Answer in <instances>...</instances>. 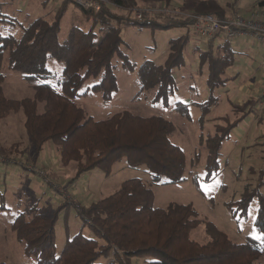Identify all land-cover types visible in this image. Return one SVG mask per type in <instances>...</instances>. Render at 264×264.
<instances>
[{
	"label": "trees",
	"instance_id": "1",
	"mask_svg": "<svg viewBox=\"0 0 264 264\" xmlns=\"http://www.w3.org/2000/svg\"><path fill=\"white\" fill-rule=\"evenodd\" d=\"M171 2L165 0L162 10ZM5 5L0 1V121L22 112L35 154L38 156L45 144L52 142L60 163L74 167L75 179L96 168L109 175L115 164L126 160L131 168L145 165L156 184L187 180L186 156L172 140L176 126L169 118L125 110L96 120L75 101L91 93L111 101L119 87L114 59L123 58L119 66L137 72L138 95L149 91L154 94L153 102L168 106L176 89L174 71L185 64L190 33L169 41L163 64L145 62L139 66L122 52V26L188 28L194 25L192 17L167 13L148 16L143 12V19L138 20L134 17L138 0H102L99 10L85 9L76 0H63L53 16L28 15L25 24L5 12ZM259 5L264 7V1ZM70 6L79 10L82 19L71 24L61 40L62 22ZM194 12L227 15L216 0L198 2ZM234 41L218 34L206 41L207 48L196 47L200 64L207 67L205 83L210 94L203 103L194 104L201 109L199 122L214 111L211 105L217 87L236 77V73L228 74L241 54L233 47ZM51 59L64 65L60 75L49 69ZM5 69L33 81L34 95L9 98L4 91ZM90 79L97 82L85 88ZM177 104L181 107L176 109L181 108L184 116L189 114V102L179 100ZM236 108L242 114L232 123L219 125L214 134L200 136V145L207 151L208 174L217 170L224 143L246 116V111ZM11 159L2 163L16 161ZM263 186L264 167L258 189L245 191L240 200L227 205L237 218L239 214L247 216L253 200H258L254 220L257 237H264V194L259 191ZM154 199L151 186L143 179L124 181L115 193L80 210L90 234H74L60 254L56 251V224L66 204L46 216L35 202L15 215L11 228L36 264H134L135 258L151 259L150 264H264V239L249 237L236 242L211 227L210 240L200 243L191 236L197 224V211L191 204L161 208Z\"/></svg>",
	"mask_w": 264,
	"mask_h": 264
},
{
	"label": "rangeland",
	"instance_id": "2",
	"mask_svg": "<svg viewBox=\"0 0 264 264\" xmlns=\"http://www.w3.org/2000/svg\"><path fill=\"white\" fill-rule=\"evenodd\" d=\"M0 1L6 3L5 12L16 16L25 24L28 15L53 16L63 2ZM164 1L138 0L140 5L137 10L149 13L148 16L167 13L190 17L195 15V6L202 0H171L170 5L162 10ZM216 1L224 7L226 14L234 11L247 17L252 11L259 9V2L264 0ZM80 19L82 15L79 10L70 6L62 22L61 40L66 37L71 24ZM122 30V52L139 66L145 62L163 64L169 54V41L190 33L185 64L174 71L176 89L169 99L170 104L163 106L153 102L154 94L149 91L138 95L140 86L137 72L119 66L123 58L114 59L118 66L116 74L119 87L111 101H105L99 93H91L77 98L75 102L96 120L106 119L125 110L142 116L159 115L169 118L176 126L172 140L186 156L187 180L179 184H156L152 182V175L145 165L131 168L126 160L115 164L109 175L96 168L75 179L74 167H64L60 163L57 147L52 142H47L38 156L35 154L25 130L23 113L12 114L0 121V262L36 264L34 259L25 254L24 244L17 240L11 228L15 215L28 209L33 203L39 202L46 216L52 215L60 205H67L60 210L56 224V251L60 254L68 238L81 231L86 235L90 234L80 210L115 193L124 181L133 178L143 179L151 186L157 207L191 204L197 211V224L191 236L200 243L210 240L211 227L224 232L236 242L257 237L254 220L258 200H253L247 216L239 214L237 218H234L227 205L240 200L245 191L258 189L260 172L264 167V120H261L264 118V110L260 104L257 105V98L264 88V48L251 39H247L248 44L243 43L242 39H235L233 47L241 54L228 74L234 76L236 73V77L225 86L217 87L211 105L214 111L204 122H199L201 109L194 104L203 103L210 94L208 91L204 94L207 67L200 64L196 47L207 48L206 41L196 35L193 27L161 29L123 25ZM48 67L54 74L60 75L64 65L51 59ZM4 71V91L9 98L23 99L34 95L33 81L8 69ZM96 82L95 79L88 80L85 88ZM179 100L191 104L187 111L189 114L184 116L185 112L181 108L176 109L181 107L177 104ZM236 107L246 111V116L224 143L217 170L208 174L207 151L200 145V136L214 134L219 125L232 123L242 114L237 112ZM226 117L230 120H215ZM10 157L16 161L2 163L7 162ZM259 191L264 194V186ZM150 261L151 259L135 258L133 262L150 264Z\"/></svg>",
	"mask_w": 264,
	"mask_h": 264
},
{
	"label": "built area",
	"instance_id": "3",
	"mask_svg": "<svg viewBox=\"0 0 264 264\" xmlns=\"http://www.w3.org/2000/svg\"><path fill=\"white\" fill-rule=\"evenodd\" d=\"M101 2L102 0H77L79 6L95 10H99ZM134 17L142 20L143 12L135 10ZM190 17L194 20V32L205 41L222 34L231 40L251 38L264 43V7L252 11L248 17L238 15L234 11L225 17L213 13L195 14ZM258 104L264 110V90L258 98Z\"/></svg>",
	"mask_w": 264,
	"mask_h": 264
},
{
	"label": "crops",
	"instance_id": "4",
	"mask_svg": "<svg viewBox=\"0 0 264 264\" xmlns=\"http://www.w3.org/2000/svg\"><path fill=\"white\" fill-rule=\"evenodd\" d=\"M248 17V16H247ZM247 39H251V38H242V42L243 43H247ZM252 41H254V42H257V44L261 47V48H264V43H259L258 41H255V40H253V39H251ZM248 44V43H247ZM245 54H247L246 52H244ZM206 84V83H205ZM263 90H264V88H263ZM263 90L261 91V92H263ZM208 91V89H207V86L205 85V89H204V94L206 95V92ZM209 92V91H208ZM259 97V96H258ZM258 99V98H257ZM256 102H257V100H256ZM200 102H196V104H199ZM257 105H258V103H257ZM194 106H197V105H194Z\"/></svg>",
	"mask_w": 264,
	"mask_h": 264
},
{
	"label": "snow or ice",
	"instance_id": "5",
	"mask_svg": "<svg viewBox=\"0 0 264 264\" xmlns=\"http://www.w3.org/2000/svg\"><path fill=\"white\" fill-rule=\"evenodd\" d=\"M256 238H257V239H264V237H259V236H258V237H256Z\"/></svg>",
	"mask_w": 264,
	"mask_h": 264
}]
</instances>
